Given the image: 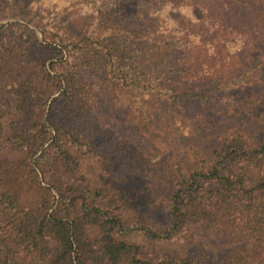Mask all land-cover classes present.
<instances>
[{"label": "trees", "instance_id": "16d2710c", "mask_svg": "<svg viewBox=\"0 0 264 264\" xmlns=\"http://www.w3.org/2000/svg\"><path fill=\"white\" fill-rule=\"evenodd\" d=\"M82 2L91 13L101 5L112 15L71 12L67 23L56 14L60 25L42 43L27 28H0L8 31L0 32V264H210L204 247L167 258L123 240L116 211L124 193L88 185L75 152L104 156L119 143L97 113L98 87L128 94L142 130L152 135L145 102L167 94L158 84L166 76L210 80L169 93L172 105L195 98L212 107L216 91L256 85L264 56L247 59L264 46V0L65 4ZM152 51L160 63L141 71L137 55ZM129 58L132 72L124 65ZM253 116L264 122V112ZM95 136L102 147L88 142ZM216 138L208 152L192 151L188 170L177 168L163 219L143 233L156 243L189 240L194 227L210 230L235 246L217 264H264V135L225 128ZM6 149L16 155L3 157Z\"/></svg>", "mask_w": 264, "mask_h": 264}, {"label": "rangeland", "instance_id": "374dc122", "mask_svg": "<svg viewBox=\"0 0 264 264\" xmlns=\"http://www.w3.org/2000/svg\"><path fill=\"white\" fill-rule=\"evenodd\" d=\"M66 1L0 0V28L5 26L17 33H23L27 28L42 43L43 34L46 40H52L51 33L60 25L54 20L56 14L62 15L61 18L66 17L67 23L73 20L69 16L71 12L86 17H90V14L112 15L110 9L99 3L97 4L100 7L96 6L97 9L91 13L88 7H84L83 2L70 9L66 6ZM86 1L90 0H84ZM76 17L80 21L81 17L77 14ZM17 25L23 27L16 30ZM5 31L0 30L2 33ZM148 51L151 50L146 49ZM153 53L152 51L147 56L137 55L141 71H148L153 65L160 63V57ZM248 56V63H255L259 57L264 56V46ZM124 65L126 71L132 72L133 59L129 58ZM259 77L256 85L216 91L213 95L220 97L217 100L210 99L212 107L206 100L199 103L195 98H180L172 105L168 98L169 93L180 89L190 90L205 86L210 83L208 78L164 77L158 84L159 87L167 89V94L162 95L159 100L151 98L145 102L151 119L152 135L142 130L141 116L134 113L128 94L112 93L105 86H102L104 89L98 87L97 113L102 124L114 130L119 143L116 149L106 152L104 156H82L75 152L78 158L77 169L88 185L102 187L109 190L108 192L124 193L125 201L119 203L116 211L125 228L121 236L123 240L140 244L167 258L183 252L194 253L204 247L205 260L210 264H217L235 248L223 243L212 231L198 227L193 228V237L189 240L148 243L142 228L154 225V219H163L167 195L176 170H188L192 166L193 150L206 153L216 147V136L225 128L241 131L253 139L262 138L264 122L253 115L264 112L263 67ZM260 94V102L243 106L242 101H246L247 96L255 98ZM99 136L88 138V142L95 147H102ZM15 155L12 150L3 151V157L12 158ZM135 169L137 172H134Z\"/></svg>", "mask_w": 264, "mask_h": 264}]
</instances>
